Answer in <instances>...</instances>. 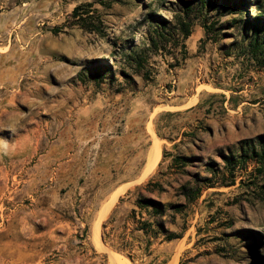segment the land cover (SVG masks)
Instances as JSON below:
<instances>
[{"label":"rangeland","instance_id":"1","mask_svg":"<svg viewBox=\"0 0 264 264\" xmlns=\"http://www.w3.org/2000/svg\"><path fill=\"white\" fill-rule=\"evenodd\" d=\"M240 1L0 0V264H264V0ZM88 3L102 35L70 25Z\"/></svg>","mask_w":264,"mask_h":264},{"label":"trees","instance_id":"2","mask_svg":"<svg viewBox=\"0 0 264 264\" xmlns=\"http://www.w3.org/2000/svg\"><path fill=\"white\" fill-rule=\"evenodd\" d=\"M200 1H204V0H200ZM188 4V3H186ZM247 4V0H241L234 9L236 10H240L242 8H244V6ZM233 9V10H234ZM189 11V8L188 10ZM72 19V23L70 24L71 26L77 25L78 27L90 32V33H98L100 35H102L104 33V27H103V21L101 19L100 14L98 13L97 9L93 8V5L91 3L88 4H83V5H79L77 6L72 14L71 17ZM261 28H264V24L260 25ZM159 28L162 31H165L166 29L164 27H161V25H159V27L157 28V30H159ZM159 32V31H158ZM161 33V31H160ZM180 33L182 35L183 40L188 39L191 36V25L187 22L181 21L180 24ZM251 47L255 49V52H258L260 50H262L263 44H261V40L257 37H255L253 40H251ZM134 59L133 62L136 63L137 65V69L139 70H143L144 69V62L141 59V57L136 54L134 55ZM263 154V153H262ZM181 160V159H180ZM226 160V166L229 167L230 165H232V161L230 159H228L227 157H225ZM151 187V184H148L147 189L146 190H150L149 188ZM198 194V190L196 195ZM184 195L187 198H191L192 196V191H186V193H184ZM136 206L140 209H147L149 210V208H152L151 210V215L152 216H163L166 212L167 206L151 199L148 197H145L142 193L139 194ZM183 206L182 205H172V209L174 210V212L176 213H181L183 211ZM137 212L136 210H133L130 218H132V220H134V222L137 224V230L142 231L144 234L148 235V233L151 232H155L154 229V225L158 226L160 228V232H162L165 236V239L167 241H172L174 239H178L180 238L179 235H176L175 233H169L164 225L162 223H159L157 221H149V220H143V218L137 220ZM104 228L107 227L106 224L103 225ZM157 234V233H156ZM104 239L106 240V234H104ZM164 264V263H162Z\"/></svg>","mask_w":264,"mask_h":264},{"label":"bare ground","instance_id":"3","mask_svg":"<svg viewBox=\"0 0 264 264\" xmlns=\"http://www.w3.org/2000/svg\"><path fill=\"white\" fill-rule=\"evenodd\" d=\"M153 158L149 161V164H148V168L147 170L145 171V174H143L144 177H146L150 172L154 171L153 169L155 168L156 164L158 163L159 161V153H156L155 155L153 154ZM143 177V178H144ZM117 198H118V194L115 195L114 199H113V204L116 203L117 201ZM112 205H107L105 206L101 213H100V220H99V223H97V227L95 228V242L98 246L99 249H103L105 246H103V243L101 242V239H100V224L102 222V220L107 216V214L109 213L110 209H111ZM124 263V261H122ZM111 263L112 264H122L121 263V260L115 256V254H112L111 255ZM126 264V263H124Z\"/></svg>","mask_w":264,"mask_h":264},{"label":"crops","instance_id":"4","mask_svg":"<svg viewBox=\"0 0 264 264\" xmlns=\"http://www.w3.org/2000/svg\"><path fill=\"white\" fill-rule=\"evenodd\" d=\"M100 211H101V210H100ZM114 254H115V253H114ZM115 256L118 257L117 254H115ZM110 259H111V255H110Z\"/></svg>","mask_w":264,"mask_h":264}]
</instances>
